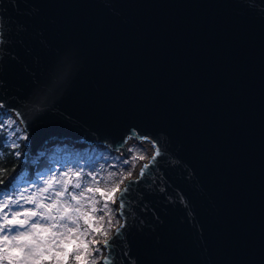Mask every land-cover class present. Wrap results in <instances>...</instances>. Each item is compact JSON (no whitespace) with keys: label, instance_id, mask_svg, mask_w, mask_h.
Here are the masks:
<instances>
[{"label":"water","instance_id":"water-1","mask_svg":"<svg viewBox=\"0 0 264 264\" xmlns=\"http://www.w3.org/2000/svg\"><path fill=\"white\" fill-rule=\"evenodd\" d=\"M0 111L150 141L100 264H264V0H0Z\"/></svg>","mask_w":264,"mask_h":264},{"label":"rangeland","instance_id":"rangeland-1","mask_svg":"<svg viewBox=\"0 0 264 264\" xmlns=\"http://www.w3.org/2000/svg\"><path fill=\"white\" fill-rule=\"evenodd\" d=\"M1 128L5 140L29 157L27 166L44 155L48 165L30 176L21 166L0 189V264H63L69 253L78 264H100L102 241L120 220L116 191L148 151L134 138L125 153L66 139L30 154L11 112L0 113Z\"/></svg>","mask_w":264,"mask_h":264},{"label":"trees","instance_id":"trees-1","mask_svg":"<svg viewBox=\"0 0 264 264\" xmlns=\"http://www.w3.org/2000/svg\"><path fill=\"white\" fill-rule=\"evenodd\" d=\"M2 133L3 128H1L0 130V189L10 183L11 180L8 182L7 180L11 176L15 177L16 175H18L20 168H22L21 166L27 169V175L30 176L35 173L38 167L48 165V161L45 160L46 155H44V159L40 163L27 166L26 161L29 157L24 156L22 154V151L20 150L16 151V145H11L10 143H8ZM24 141L25 140H23V142ZM61 148L62 147H60L58 150H60ZM70 254L71 253H69V255ZM69 255L67 256V258H65L63 264H78V262L74 260L75 258H71Z\"/></svg>","mask_w":264,"mask_h":264},{"label":"bare ground","instance_id":"bare-ground-1","mask_svg":"<svg viewBox=\"0 0 264 264\" xmlns=\"http://www.w3.org/2000/svg\"><path fill=\"white\" fill-rule=\"evenodd\" d=\"M133 140H135V139H133ZM136 141H138L139 142V145H141L142 147H144L145 149H146V152L148 151V154H150V150H151V144H150V141H147V140H142V139H140V140H136ZM131 142V140L130 139H127L126 140V143H125V146H126V144H128V143H130ZM127 148V147H126ZM119 150V149H118ZM117 150V151H118ZM147 160V158L146 157H144V158H142L141 159V161H139L138 163H136L135 165H134V167L132 168V171H131V174H130V176L129 177H133V176H135L136 174H137V172H138V169H139V167L141 166V164L143 163V161H146ZM104 249V248H103Z\"/></svg>","mask_w":264,"mask_h":264},{"label":"built area","instance_id":"built-area-1","mask_svg":"<svg viewBox=\"0 0 264 264\" xmlns=\"http://www.w3.org/2000/svg\"><path fill=\"white\" fill-rule=\"evenodd\" d=\"M148 141V140H147ZM151 144V143H150ZM151 149H152V145H151ZM151 151V150H150Z\"/></svg>","mask_w":264,"mask_h":264}]
</instances>
